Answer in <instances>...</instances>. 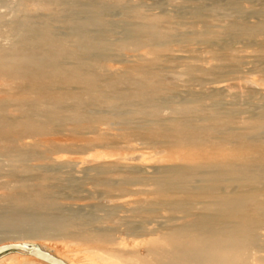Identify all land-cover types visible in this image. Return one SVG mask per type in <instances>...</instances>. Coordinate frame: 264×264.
<instances>
[{
	"label": "bare ground",
	"instance_id": "bare-ground-1",
	"mask_svg": "<svg viewBox=\"0 0 264 264\" xmlns=\"http://www.w3.org/2000/svg\"><path fill=\"white\" fill-rule=\"evenodd\" d=\"M11 1L0 246L76 264L34 241L54 232L98 264H264V0Z\"/></svg>",
	"mask_w": 264,
	"mask_h": 264
},
{
	"label": "rangeland",
	"instance_id": "rangeland-1",
	"mask_svg": "<svg viewBox=\"0 0 264 264\" xmlns=\"http://www.w3.org/2000/svg\"><path fill=\"white\" fill-rule=\"evenodd\" d=\"M8 1L10 2L11 0H8ZM12 1H14V0H12ZM129 1H137V0H129ZM141 1H143V2L145 1L146 3L150 4L151 7L153 6V8L155 7L154 10H158V9H156L157 3L161 2V0H141ZM162 1H164V0H162ZM246 1H250V0H246ZM0 4H1V2H0ZM1 5H0V14L5 19H8L9 18V14H10L9 13L10 8H8V7L6 8V6L4 4L2 6ZM162 7H163V9L166 8V10L169 8V6H167L165 3L164 4L162 3ZM7 42H8V40H1L0 39V43H2L3 45H6ZM84 155L88 156L89 153L84 154ZM41 162H43V161H41V160H37V161L36 160H32L30 163L31 164H42ZM59 170H61V172H58ZM59 170H55L54 172L56 174L59 173L58 175L62 174L63 176L64 175L67 176V174H64V173H66V170H64V169H59ZM7 174H8V168L6 169V167H5L4 170H2L0 172V183L2 181L3 182L6 181V179H8V176H6ZM67 177H71V176L68 175ZM65 186H67L66 183H65ZM80 189L78 187H75V188L74 187L73 188H66V187L65 188H61L60 187L59 190H57V194L60 193V194H58L59 196H57V197H58L59 201L64 206H66V208H68L67 212L71 211V210H74L76 212H80L81 214H84L85 216H88V214H89L88 212L89 211L87 209H85L83 211V209H81L80 207L82 205H85L86 203H89V202H92V201H95V200H92V199L89 200V197L87 198L86 192L84 193L83 189L82 190H80ZM57 194L55 193V196ZM112 223L113 224H117L118 220L116 218H114V219H112ZM115 235H116V237L123 238L127 242L130 239V238H128V236L126 235V233H125V231L123 229L117 230L115 232ZM47 236H49V237H47ZM47 236H41V235L37 236L36 240H34V241L37 244H43V245L49 246L54 251L62 253L67 258H69L72 261H74L76 264H98L99 263L93 257L89 258L87 256V254L83 251V249L80 246H76L75 244L71 243L67 238H64V237L59 236V235L56 236V233H54V232H52L51 234H49ZM50 236H52V237H50ZM13 253L14 252L1 255L0 259L3 258V257L7 258V257L13 255ZM7 262H8V260H6V263Z\"/></svg>",
	"mask_w": 264,
	"mask_h": 264
},
{
	"label": "water",
	"instance_id": "water-1",
	"mask_svg": "<svg viewBox=\"0 0 264 264\" xmlns=\"http://www.w3.org/2000/svg\"><path fill=\"white\" fill-rule=\"evenodd\" d=\"M23 251L28 255L34 256L35 258L44 261L48 264H65L60 259L52 256L51 254L43 251L38 246L27 245V244H10L0 246V255L9 252Z\"/></svg>",
	"mask_w": 264,
	"mask_h": 264
}]
</instances>
